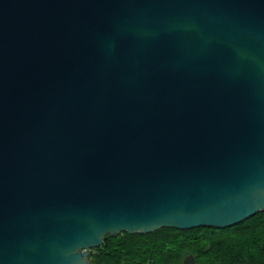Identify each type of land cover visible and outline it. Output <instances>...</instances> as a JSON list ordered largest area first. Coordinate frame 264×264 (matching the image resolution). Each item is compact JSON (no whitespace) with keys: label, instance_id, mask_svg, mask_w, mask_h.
I'll list each match as a JSON object with an SVG mask.
<instances>
[{"label":"water","instance_id":"water-1","mask_svg":"<svg viewBox=\"0 0 264 264\" xmlns=\"http://www.w3.org/2000/svg\"><path fill=\"white\" fill-rule=\"evenodd\" d=\"M259 212L264 0H0V264Z\"/></svg>","mask_w":264,"mask_h":264},{"label":"trees","instance_id":"trees-1","mask_svg":"<svg viewBox=\"0 0 264 264\" xmlns=\"http://www.w3.org/2000/svg\"><path fill=\"white\" fill-rule=\"evenodd\" d=\"M264 264V212L227 228H162L150 234L108 235L93 264Z\"/></svg>","mask_w":264,"mask_h":264}]
</instances>
